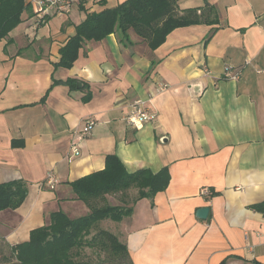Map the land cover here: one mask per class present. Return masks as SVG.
Listing matches in <instances>:
<instances>
[{
    "label": "crops",
    "instance_id": "1",
    "mask_svg": "<svg viewBox=\"0 0 264 264\" xmlns=\"http://www.w3.org/2000/svg\"><path fill=\"white\" fill-rule=\"evenodd\" d=\"M122 1L78 0L39 23L26 0L0 39V182L26 183L21 204L0 210V262L51 213L85 215L70 182L115 154L129 173L169 176L152 200L132 203L129 188L97 201L132 205L119 221H99L126 245L129 264H264V0H178L180 10L212 5L217 22L177 27L153 50L132 30L129 44L110 33L83 42L72 66L54 65L86 13ZM228 67L239 79L222 77ZM135 99L153 115L138 126L123 119ZM86 117L95 125L74 138V155L71 135Z\"/></svg>",
    "mask_w": 264,
    "mask_h": 264
},
{
    "label": "trees",
    "instance_id": "2",
    "mask_svg": "<svg viewBox=\"0 0 264 264\" xmlns=\"http://www.w3.org/2000/svg\"><path fill=\"white\" fill-rule=\"evenodd\" d=\"M177 1L124 0L113 7L86 13L75 26L74 35L60 48V57L54 65L72 66L83 42L98 41L110 33L116 32L122 43L129 44L128 33L132 30L153 50L177 27L217 22V12L212 5L180 10ZM29 7L26 0H0V39L21 21V13ZM65 83L70 88L79 84L72 78ZM168 180L165 168L155 173L148 169L129 173L115 154H108L103 169L70 182L76 197L89 207V211L75 218L68 217L63 211L51 213L48 223L31 230L28 240L13 246L12 259L0 264H90L89 260L81 258L85 247L96 254H108L113 259L122 256L128 261L126 245L115 234L101 227L93 230L103 219L119 221L128 216L132 205H111L106 201L98 204L97 201L105 199L106 194L123 193L129 188L136 189L132 203L142 197L152 200L157 192L166 188ZM215 193L212 190L210 196ZM25 195L24 181L0 182V210L19 206Z\"/></svg>",
    "mask_w": 264,
    "mask_h": 264
},
{
    "label": "built area",
    "instance_id": "3",
    "mask_svg": "<svg viewBox=\"0 0 264 264\" xmlns=\"http://www.w3.org/2000/svg\"><path fill=\"white\" fill-rule=\"evenodd\" d=\"M78 0H32L33 3V14L37 20H42L48 16H53L54 14L60 12H68L74 3ZM240 69H233L231 67L226 68L223 73L224 79L237 80L240 77ZM167 86L164 83H159L157 91L165 89ZM153 115L147 108V103L143 99L133 100L126 110L123 117L124 121L128 125L138 126L145 121L151 120ZM95 125V119L93 117H86L82 126L79 130H75L72 133V139L70 142V151L74 155L79 154V148L74 138H82L91 135L92 129ZM57 182L53 174L48 173L46 176V183L49 188H53L54 184ZM205 193L211 195V191L206 189Z\"/></svg>",
    "mask_w": 264,
    "mask_h": 264
},
{
    "label": "rangeland",
    "instance_id": "4",
    "mask_svg": "<svg viewBox=\"0 0 264 264\" xmlns=\"http://www.w3.org/2000/svg\"><path fill=\"white\" fill-rule=\"evenodd\" d=\"M134 196L132 197V199ZM101 226L97 225L93 231H96ZM81 258L89 260L90 264H128V261H126L122 256H118L117 259H113L108 254H96L92 249H89L88 247L83 248L81 251ZM109 259V260H108Z\"/></svg>",
    "mask_w": 264,
    "mask_h": 264
},
{
    "label": "water",
    "instance_id": "5",
    "mask_svg": "<svg viewBox=\"0 0 264 264\" xmlns=\"http://www.w3.org/2000/svg\"><path fill=\"white\" fill-rule=\"evenodd\" d=\"M207 212H208V207H200V208L197 209V211H196V216H197L198 218H205Z\"/></svg>",
    "mask_w": 264,
    "mask_h": 264
}]
</instances>
